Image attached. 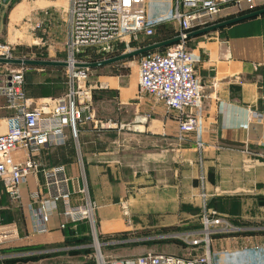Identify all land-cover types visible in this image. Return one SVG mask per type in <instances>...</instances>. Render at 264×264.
<instances>
[{
	"label": "crops",
	"instance_id": "obj_1",
	"mask_svg": "<svg viewBox=\"0 0 264 264\" xmlns=\"http://www.w3.org/2000/svg\"><path fill=\"white\" fill-rule=\"evenodd\" d=\"M67 7L68 0H10L0 6V39L11 44L18 57L59 61L67 40ZM217 18L201 28L223 21ZM38 21L41 27L33 30ZM159 37L140 46L169 39ZM188 45L199 58L195 73L202 86L193 133H180L175 112L165 114L151 96L139 93L138 65L130 68L128 77L100 71L115 62L90 67L95 72L93 93L113 96L93 97L87 112L92 117L79 124L78 139L70 138L66 129L65 142L44 147L38 158L45 166L64 165L70 189H84L83 196L96 204L93 225L82 221L58 229L63 218L57 214L46 232H36L28 194L43 184V175H30L19 187L20 203L10 208L11 217L20 210L21 225L7 224L14 227L21 249L17 253H47L89 230H97L109 244L120 235L123 244H129V235L158 229L197 231L202 174L207 204L230 226L213 236L211 264H264V12L189 36ZM35 66L25 86L27 105L51 106V98L65 94L67 82L51 69L38 71L41 67ZM48 80L52 91L43 93L38 82ZM2 106L0 98V117L7 114ZM252 109L263 114L261 120L249 117ZM111 122H118L119 128H111ZM197 141L203 144L201 150ZM14 156L25 157L22 151ZM0 193L8 196L1 182ZM141 243L139 252L151 251Z\"/></svg>",
	"mask_w": 264,
	"mask_h": 264
},
{
	"label": "built area",
	"instance_id": "obj_2",
	"mask_svg": "<svg viewBox=\"0 0 264 264\" xmlns=\"http://www.w3.org/2000/svg\"><path fill=\"white\" fill-rule=\"evenodd\" d=\"M241 1L171 0L170 19L177 25L171 37L179 39L146 52L138 62L139 93H148L160 100L167 111H174L178 119V130L182 134L196 130L197 111L202 105V86L195 73L199 58L188 45V34L206 26L232 3ZM146 2L68 0L65 45L68 88L62 96L63 100L59 99L51 106L44 104L29 107L24 91V65L0 63V98L3 99L2 108L7 113L0 117V182L3 192L12 202L19 204L20 185L30 175H43V184L28 194L27 208L34 220L36 232H46L48 222L57 214L63 218L58 223V229L82 221L93 225L96 204L89 197L83 196L84 189H70L64 165L45 166L38 154L44 147L64 143L66 129L70 138L77 140L79 124L92 117L90 113L87 114L94 89V86L88 84L90 68L78 63L110 58L116 55L120 44L124 45L123 53L142 36L155 34L163 20L150 17ZM39 27L38 21L33 29ZM90 54H95V58H91ZM0 59L24 58L18 57L15 48L0 39ZM249 117L261 120L263 114L252 109L249 110ZM196 144L201 150L202 142L197 141ZM15 151H22L25 157L18 159L14 156ZM199 189L202 197L199 215L201 227L197 231L178 233L185 245L184 254L150 251L125 257L105 258L101 255L96 263L211 264V240L213 236L229 231L230 226L215 208L207 204L202 174L199 176ZM122 207L124 215L128 217L126 207ZM170 235L174 236L173 233L167 236ZM5 237L7 232L0 231V242Z\"/></svg>",
	"mask_w": 264,
	"mask_h": 264
},
{
	"label": "rangeland",
	"instance_id": "obj_3",
	"mask_svg": "<svg viewBox=\"0 0 264 264\" xmlns=\"http://www.w3.org/2000/svg\"><path fill=\"white\" fill-rule=\"evenodd\" d=\"M157 2L158 3H156V0H147L146 2L150 17L160 18L161 20H163L162 23L157 26L155 34L149 37L142 36L139 39V41L130 44L129 50H125V52L133 51L137 49L138 46L136 45L140 46L142 44L145 45V43H150V41H155V40L157 41L158 39H160L159 36L161 34H164L165 36L169 37V39L173 38L171 36L174 35V31L177 28V25L175 21H172L170 19V12L172 9L171 0H157ZM65 5H66V2H65ZM228 7H229L228 9L220 12V14L223 13L221 16H219L220 14L217 15L218 18L216 16L218 21L222 19L223 21L230 20V19L245 15L253 11L261 10L264 8V0H249V1L243 0L240 3H232ZM212 21L214 20L212 19L209 22H212ZM34 24L32 25L34 26ZM40 27H41V23H40ZM33 30H36V29H33ZM65 45H66V42H65ZM120 49L121 47L119 46L118 51H116L115 53L116 55L121 54ZM146 52L148 51H144L142 53H138L136 55H132V56L123 58L121 60L115 61L116 65L107 67L100 71L112 72V73L121 72L128 77L130 74V68L137 67L140 58ZM59 56L62 57V59H60L59 62H65V58L67 57L66 46H64V49H62L59 52ZM93 56H96V55L90 54L91 58H93ZM20 57L24 59H28L27 55L21 54ZM36 58H41V59H34L33 57L31 59L56 61V60L46 59V57L44 56H40ZM23 65H24V91H25V86L28 81L27 79H29V77L32 76L31 74L35 72L34 69H38V68H32L36 64L34 65L23 64ZM55 66L56 67L54 68L43 66V65L41 66L38 65L35 67H41L39 68L40 70L38 71L43 70V68L51 69L48 71L55 74V77L61 78L62 81L65 83L66 75H67V69H66L67 66L66 65L65 66L55 65ZM7 67L10 68L12 66H7ZM94 74L95 72H92L89 69L88 84L91 83ZM38 84L39 86L43 87L42 88L43 93L52 91L50 87L53 84L49 83V80L38 82ZM146 94L149 95L148 93ZM105 95L106 93H103L102 91H99V92L95 91L92 95V99L93 97H102V96L105 97ZM108 95L106 96L112 97L113 93H108ZM151 98L153 99L154 102L162 106L165 114H171L172 112H174V111H171V112L167 111L160 100H156L152 96ZM59 99L63 100L62 97L61 98L54 97V98H51V102L53 101V103H56L59 101ZM109 125H111V128H115V129L119 128L118 122H114V123L111 122V124L109 123ZM78 135H79V131H78ZM7 197L4 194L0 193V231L7 232V237L3 238L2 241L0 242V264H96L97 259L101 255L107 258L110 256L117 257V256H133V255H138V254H144L142 252H139L141 251L140 250L141 244H143L141 243V241L148 244L149 250L154 251V252H170V253H176V254L180 251L184 253L186 252V249H184L185 245L183 244L181 239L178 237L180 236L178 233L182 232L179 230H173V231L167 232V231H160L158 229L148 234L129 235L130 236L129 239L131 240L128 242L130 245L123 244L124 243L123 238H122L123 235H120L119 237H115L114 241H111L109 244L105 242L107 239L105 240L99 237L97 230H95L96 232L89 230L86 232L85 235L81 236L79 239H76V237H69V238H66L64 241L59 242V244L55 246V247H58V249L51 250L50 252H47V253H39V254H43V256H37L39 254H25L23 256V259H17V257H20L23 254L17 253L21 249H17L20 246H18L17 236L16 234H14L15 232L13 231L14 227H10L7 224H14L15 222L17 223V225H21L22 215L19 210L18 216L16 215V217H11L10 208L11 206H13L14 203L9 199V197L8 198ZM172 233L174 236L172 235H170L169 237L167 236ZM96 237L98 238L99 244H97L96 242L97 241ZM142 237H143V240H140V238ZM51 252L53 254L48 255ZM32 257H38V258H32Z\"/></svg>",
	"mask_w": 264,
	"mask_h": 264
},
{
	"label": "water",
	"instance_id": "obj_4",
	"mask_svg": "<svg viewBox=\"0 0 264 264\" xmlns=\"http://www.w3.org/2000/svg\"><path fill=\"white\" fill-rule=\"evenodd\" d=\"M9 1L10 0H0V6L1 5L2 6L3 5H7V3ZM263 12H264V8L261 9V10L253 11V12L247 13L245 15L230 19V20H225V21H222V22H219V23H215V24L210 25L208 27H204V28H201V29H197V30L191 31L188 35L189 36H194V35L200 34L202 32H205V31H207L209 29H213V28L224 26V25H228V24L234 23L236 21H239V20L254 16V15H257V14H261ZM178 39H179L178 37L170 38V39H167V40H164V41H161V42L154 43L152 45L139 47V48H137V49H135L133 51L124 52V53H121L119 55L107 58V59H103V60H99V61H93V62H87V63H78V65L87 66V67L90 68V67H97V66L110 64V63H113L115 61L121 60L123 58L129 57V56H132V55H136L138 53H142L144 51H150V50L156 49V48L161 47V46L172 44V43L176 42ZM3 62L15 63V64L23 63V64H29V65L30 64H36V65H64V66L66 65V62L46 61V60H33V59H9V60L0 59V63H3Z\"/></svg>",
	"mask_w": 264,
	"mask_h": 264
},
{
	"label": "trees",
	"instance_id": "obj_5",
	"mask_svg": "<svg viewBox=\"0 0 264 264\" xmlns=\"http://www.w3.org/2000/svg\"><path fill=\"white\" fill-rule=\"evenodd\" d=\"M138 46V45H137ZM120 47H121V49H120V52H122L123 50H124V45L123 44H120ZM119 52V53H120ZM93 59H94V56H93ZM92 59V60H93ZM105 239V238H104ZM41 248H44V247H41ZM38 249V248H37ZM50 254H53L52 252L51 253H49L48 255H50ZM37 256H43V254H39V255H37ZM32 258H38V257H32ZM17 259H23V256L21 257H17Z\"/></svg>",
	"mask_w": 264,
	"mask_h": 264
},
{
	"label": "bare ground",
	"instance_id": "obj_6",
	"mask_svg": "<svg viewBox=\"0 0 264 264\" xmlns=\"http://www.w3.org/2000/svg\"><path fill=\"white\" fill-rule=\"evenodd\" d=\"M97 246V245H96Z\"/></svg>",
	"mask_w": 264,
	"mask_h": 264
}]
</instances>
